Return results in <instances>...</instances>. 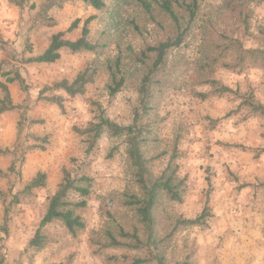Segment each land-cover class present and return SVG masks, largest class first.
<instances>
[{"label": "rangeland", "instance_id": "obj_1", "mask_svg": "<svg viewBox=\"0 0 264 264\" xmlns=\"http://www.w3.org/2000/svg\"><path fill=\"white\" fill-rule=\"evenodd\" d=\"M45 1L31 0L22 11L0 3V23H5L0 63L4 71L23 78L22 84L10 88L18 108L0 114V146L11 152L0 157L1 264H130L137 259L142 264H159L158 259L161 264H264V118L232 96L206 100L195 96L212 92L209 85L198 83L200 78L213 79L241 95L252 92L264 105V66L259 62L247 60L240 73L217 64L206 72L201 71L199 59L205 49L212 62L218 61L222 43L231 37L245 49L264 48V1L220 14L222 0H202L179 51L170 55L166 70L154 76L159 85H153L152 109L140 120L151 128L142 150L151 160L154 177L175 152L178 175L186 179L183 203L161 197L154 212L157 249L146 244L133 209L125 203L129 196L139 194L125 138L104 132L94 150L85 155L84 139L73 128L86 127L100 114L120 126L132 124L140 80L154 60L151 56L141 61V53L172 38L173 24L150 0H144L152 5L149 13L139 0H105L101 12L80 1L53 9L50 16L56 26L47 28L38 23ZM31 4L34 9H29ZM91 16L96 19L89 25L90 39L102 47L97 54L63 50L54 64L25 63L45 50L52 34ZM180 20L185 29L183 15ZM66 37L76 40L80 30ZM116 58L121 61L125 83L110 97L107 86ZM86 67L95 77L83 95L71 98L48 89L63 80L71 83ZM51 97L61 99L62 109L47 101ZM38 173L45 174V186L22 193ZM80 175L89 181L75 185L88 189V196L70 191L68 201L86 202L85 208L75 210L85 223L84 230L72 238L56 221L41 230L44 247H31L49 198L66 176ZM207 196L210 217L206 225L182 226L180 221L201 214ZM134 233L142 247L130 237ZM107 234L120 247H107ZM113 257L120 259L108 260Z\"/></svg>", "mask_w": 264, "mask_h": 264}, {"label": "trees", "instance_id": "obj_2", "mask_svg": "<svg viewBox=\"0 0 264 264\" xmlns=\"http://www.w3.org/2000/svg\"><path fill=\"white\" fill-rule=\"evenodd\" d=\"M80 1L84 5L92 8L95 11H103L106 7L105 0H46L41 6L38 13V23L47 28H53L56 26V21L50 16V12L53 9L61 10L66 4ZM151 3L156 4L160 10L169 17L173 24L175 34L172 38H168L154 46L146 48L141 53L140 60L144 61L153 57V63L148 72L140 80L138 89L139 93V106L133 110V121L128 126H120L111 120L105 118L103 114L98 115L93 121L89 122L86 127L82 129L73 128L74 132L84 139L86 144L85 155L90 154L96 147L101 135L106 132L112 138L124 137L127 145V154L130 162V167L133 170V177L135 185L138 190V195H131L125 202L128 207L133 209L135 219L141 226L143 233L146 237V244L152 245L157 249V243L155 241V215L154 212L157 209L161 197H165L167 201L181 204L186 194V179L180 178L178 175L179 166L176 163L177 156L175 152L170 157L169 162L163 169L158 177H154L150 165L151 160L146 158L143 153V144L147 141L148 136L151 134L150 126L141 124L142 114H148L152 109L150 99H152L153 85H159V83L153 81L154 76L163 70H166L168 65V59L170 55L179 51L181 45L184 42L188 29L193 25L196 20L197 14L200 9L202 0H150ZM264 1V0H222L220 8V14L233 13L236 7L242 8L249 3ZM8 4L15 7L19 11H22L31 0H6ZM140 5L146 12H150L152 9L151 3L144 0H139ZM29 9H34V4L29 6ZM182 12L179 14L177 10ZM180 15L184 16L185 29H182V23ZM96 19V16L87 18L82 24L79 19L74 20L66 31L57 32L52 34L49 38L47 47L45 50L37 56L29 57L25 59L26 64H54L60 60L61 51H69L72 54L79 53H92L97 54L101 49V45L94 43L90 39L89 25ZM80 30V37L76 40H70L66 36L72 33L74 30ZM225 37H227L225 35ZM222 56L218 61H214L206 52L202 50L200 54V69L201 71H212L214 65H219L221 68L234 71L237 73L242 72L244 63L247 60L259 62L264 66V48L245 49L242 43L236 38L231 37L224 40L222 43ZM230 56V60L227 57ZM142 57V58H141ZM114 69L110 73V84L107 86L108 94L110 97L115 96L124 85V77L120 73L121 61L116 58L113 61ZM95 72L86 67L83 69L76 78L71 82L63 80L55 83L52 87L48 88L53 91H63L66 95L74 98L78 95H83L87 85H90L94 81ZM120 73V74H119ZM0 77L5 82H0V114L14 111L18 106L14 105L10 96L9 89L6 84L23 83V78L18 73L6 72L3 69L2 63H0ZM198 83L200 85H209L212 89L210 94L196 93L195 96L200 100H206L209 96H232L234 99L240 100V105L246 107L252 114L259 115L264 118V105L258 103L252 92L241 95L238 91L232 90L228 87L222 86L218 81L213 79L200 78ZM48 102L56 104L62 109L61 99L58 97H51L47 99ZM43 150V149H42ZM11 155V152L7 148L0 147V157H7ZM13 170L11 166L9 171ZM207 184L210 186L209 179ZM88 178L80 175L77 178L69 179L68 176L64 178L62 183L57 188L56 192L49 198L47 209L43 215L39 227L35 232L34 237L30 241V246L38 250L44 247L46 244V238L42 234L45 227L53 222H60L72 238H76L78 233L84 230L85 223L75 213L76 209H83L86 206L84 200L72 203L68 201V193L74 191L82 197L88 196V189L80 188L75 184L86 183ZM46 177L45 174L38 173L23 189L22 193H29L35 189H40L45 186ZM209 198L206 197V202L201 214L195 219L182 220L179 223L184 226L200 227L206 225L207 218L210 217V209L208 206ZM129 237V236H127ZM135 245L142 247V243L137 238L136 234L130 236ZM107 247H120V243L111 234H107ZM120 258L113 257L108 260L111 262H117ZM161 264V260H157ZM2 260L0 261V264ZM142 260H132L130 264H142ZM69 264V263H66Z\"/></svg>", "mask_w": 264, "mask_h": 264}, {"label": "crops", "instance_id": "obj_3", "mask_svg": "<svg viewBox=\"0 0 264 264\" xmlns=\"http://www.w3.org/2000/svg\"><path fill=\"white\" fill-rule=\"evenodd\" d=\"M6 2V0H0V3H5ZM10 25H11V22H10ZM5 26V23H0V34L1 35H5V34H3L2 32H3V27ZM4 42H7L8 40L7 39H4L3 40ZM41 54V53H40ZM39 54V55H40ZM37 56V55H36ZM30 57H34L33 55L32 56H30ZM0 82H5V80L3 79V78H1L0 77ZM12 84H14V83H12ZM12 84H6L7 85V87H8V89H9V92H10V96H11V90H10V88H11V86H12ZM0 95H1V93H0ZM1 97V96H0ZM11 99H12V102H13V98H12V96H11ZM13 104L14 105H16L14 102H13ZM17 106V105H16ZM12 112V111H11ZM7 113H10V112H6V114ZM4 114V113H3ZM1 147V146H0ZM2 148V147H1Z\"/></svg>", "mask_w": 264, "mask_h": 264}]
</instances>
